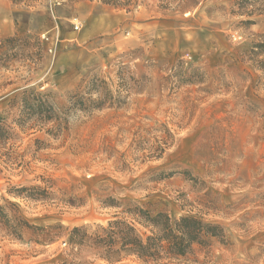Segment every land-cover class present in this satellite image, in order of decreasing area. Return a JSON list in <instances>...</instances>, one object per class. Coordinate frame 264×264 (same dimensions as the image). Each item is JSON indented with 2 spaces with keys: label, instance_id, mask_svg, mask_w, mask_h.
<instances>
[{
  "label": "rangeland",
  "instance_id": "obj_1",
  "mask_svg": "<svg viewBox=\"0 0 264 264\" xmlns=\"http://www.w3.org/2000/svg\"><path fill=\"white\" fill-rule=\"evenodd\" d=\"M236 2L3 0L0 264H148L94 242L129 203L224 231L159 264H264V13Z\"/></svg>",
  "mask_w": 264,
  "mask_h": 264
},
{
  "label": "trees",
  "instance_id": "obj_2",
  "mask_svg": "<svg viewBox=\"0 0 264 264\" xmlns=\"http://www.w3.org/2000/svg\"><path fill=\"white\" fill-rule=\"evenodd\" d=\"M105 5L116 8L129 9L133 5V0H99ZM203 1V0H196ZM236 6L241 15L249 17L255 14L264 13V0H237ZM253 55L264 56V41L252 46ZM260 68L264 72V61L259 62ZM27 95V94H25ZM26 99L35 104L37 123L40 126L45 125L56 118L52 105L41 96H34ZM25 99V100H26ZM72 107H78L83 104V98L78 94L71 98ZM28 103L27 106H31ZM100 107L99 105H97ZM29 109L31 107H28ZM10 133L0 117V140H7ZM106 206L121 208L117 205L106 202ZM122 213L129 217L121 218L115 216L113 221L108 223L107 227L100 228V234L95 237V244L103 246L108 261H119L123 255L136 256L144 263L159 264L161 261H172L185 258L193 254L195 247L209 248L213 240L224 242L225 234L223 229L212 222L197 216H184L179 220L172 222L171 219L163 213L153 216L149 211L130 203L124 206ZM0 218L9 222L8 216L4 214V208L0 205ZM2 221V222H3ZM1 223V222H0ZM137 225L142 226L149 231V234H141ZM10 233L16 238L20 235L16 227H10ZM81 231L75 228L73 235L78 238L87 237L81 235Z\"/></svg>",
  "mask_w": 264,
  "mask_h": 264
},
{
  "label": "crops",
  "instance_id": "obj_3",
  "mask_svg": "<svg viewBox=\"0 0 264 264\" xmlns=\"http://www.w3.org/2000/svg\"><path fill=\"white\" fill-rule=\"evenodd\" d=\"M2 6H3V0H0V18H2V16H1V9H2ZM10 10H11V8H10ZM0 20H2V19H0ZM1 30H2V32H6V31H10V27L7 25V27L5 28V27H1Z\"/></svg>",
  "mask_w": 264,
  "mask_h": 264
},
{
  "label": "built area",
  "instance_id": "obj_4",
  "mask_svg": "<svg viewBox=\"0 0 264 264\" xmlns=\"http://www.w3.org/2000/svg\"><path fill=\"white\" fill-rule=\"evenodd\" d=\"M75 29L78 30L79 29V25L75 24Z\"/></svg>",
  "mask_w": 264,
  "mask_h": 264
}]
</instances>
